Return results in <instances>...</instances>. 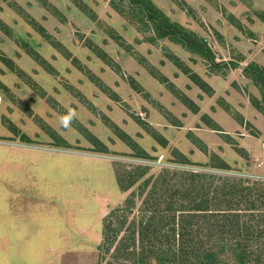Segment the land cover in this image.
Segmentation results:
<instances>
[{
    "label": "rangeland",
    "instance_id": "obj_1",
    "mask_svg": "<svg viewBox=\"0 0 264 264\" xmlns=\"http://www.w3.org/2000/svg\"><path fill=\"white\" fill-rule=\"evenodd\" d=\"M109 2L0 0L1 264L263 251L264 115L244 68L264 67V0H153L237 64L225 74Z\"/></svg>",
    "mask_w": 264,
    "mask_h": 264
},
{
    "label": "trees",
    "instance_id": "obj_2",
    "mask_svg": "<svg viewBox=\"0 0 264 264\" xmlns=\"http://www.w3.org/2000/svg\"><path fill=\"white\" fill-rule=\"evenodd\" d=\"M111 7L115 10H121L125 4L126 10L135 18L137 23L141 27H145L154 33V41L160 39H167L176 45H179L185 51L198 55L202 58L208 68L218 74H225V72L231 69L238 68L237 64H231L229 62H219L217 60L216 54L213 52L209 46L207 40L198 36L195 32L182 26L180 23L173 21L164 11H162L153 0H109ZM42 33H44L42 31ZM46 37V36H45ZM170 61L175 65L180 66V60L174 55L169 57ZM244 74L247 78L254 81L261 93V99H253V103L256 105L257 109L264 115V67L251 63L244 68ZM161 81L166 82L165 78L161 77ZM121 139L127 143L133 151H135L133 157L139 159H152V156L148 154L141 146L133 140L126 133L120 134ZM95 139V138H93ZM23 142H30V139L23 136ZM96 142H98L96 140ZM60 146H69L66 140H62L59 144ZM98 145V144H97ZM58 146V145H57ZM101 152L109 153L108 148L102 144L100 150ZM187 163V162H184ZM148 166H140V175L144 176L148 173ZM122 187L123 183L120 181ZM149 183L147 180L146 184ZM155 185H159L156 182ZM197 210H202L197 208ZM227 250V251H226ZM228 252L232 255L235 264H264V250L255 253L250 246L242 242H223L222 247L217 252L213 250L206 251L204 255L199 259H191L187 254H180L178 251H169L168 253L159 254L158 261L160 264H223L222 256L224 252ZM164 255L170 256L167 262V258ZM143 261V255L138 258ZM138 263V262H137Z\"/></svg>",
    "mask_w": 264,
    "mask_h": 264
},
{
    "label": "crops",
    "instance_id": "obj_3",
    "mask_svg": "<svg viewBox=\"0 0 264 264\" xmlns=\"http://www.w3.org/2000/svg\"><path fill=\"white\" fill-rule=\"evenodd\" d=\"M196 108L198 109V107H196ZM197 109H196L195 112H197ZM5 245H6V244H5ZM5 245H4V246H5ZM4 246H3V247H4ZM7 252H9V251H7ZM1 263H2V262H0V264H1ZM3 264H7V262H4Z\"/></svg>",
    "mask_w": 264,
    "mask_h": 264
},
{
    "label": "built area",
    "instance_id": "obj_4",
    "mask_svg": "<svg viewBox=\"0 0 264 264\" xmlns=\"http://www.w3.org/2000/svg\"><path fill=\"white\" fill-rule=\"evenodd\" d=\"M2 98L0 97V102H1Z\"/></svg>",
    "mask_w": 264,
    "mask_h": 264
}]
</instances>
